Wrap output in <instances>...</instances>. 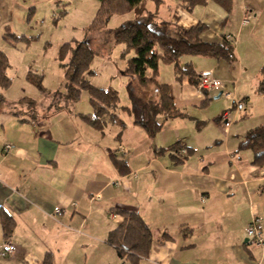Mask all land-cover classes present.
Instances as JSON below:
<instances>
[{"label":"crops","instance_id":"crops-1","mask_svg":"<svg viewBox=\"0 0 264 264\" xmlns=\"http://www.w3.org/2000/svg\"><path fill=\"white\" fill-rule=\"evenodd\" d=\"M178 1L161 0L170 6L167 12L160 9L167 18L154 12L156 20L183 29L205 24L206 41L248 32L251 14L248 22L242 20L249 7L236 9L235 16L215 0L191 10ZM253 9L255 17L264 19L257 4ZM235 56L232 65L238 63ZM211 59L212 72L204 73L222 80L224 89L250 108L245 111L243 106L233 123L221 122L225 127L217 125L221 130L216 133L201 130L206 121L193 118L197 131L190 140H181L177 133L175 142L192 150L178 163L168 153L157 155L154 149L160 147L153 146L154 137L142 133L144 147L124 137L135 155L123 160L117 154L130 155L131 149L109 146L104 130L91 127L69 104L37 103V115L30 117L19 101L13 104H21L19 109H10L0 95V211L14 220L9 238L16 244L12 254L0 257V264H42L46 253L53 264H133L106 242L108 232L122 221L114 208L137 211L152 233L148 256L136 264H264V252L245 233L257 215L264 235V164H255L252 150L239 147L249 129L264 124V107L255 112L249 96L236 90L243 78L239 64L232 73L227 61ZM233 77L235 84L229 82ZM260 77L254 76L252 86L257 87ZM191 89L182 96L196 97L201 106L208 104L210 94H219L200 92L194 84ZM253 95L264 100V94ZM241 119H246L244 127L237 124ZM5 144L11 145L7 152ZM138 155L143 164L133 162ZM113 158L126 162L125 173ZM56 206L61 213L52 216ZM5 239L0 219V245Z\"/></svg>","mask_w":264,"mask_h":264},{"label":"rangeland","instance_id":"rangeland-1","mask_svg":"<svg viewBox=\"0 0 264 264\" xmlns=\"http://www.w3.org/2000/svg\"><path fill=\"white\" fill-rule=\"evenodd\" d=\"M160 1L144 0L143 9L126 14H114L104 27L95 30L89 29V25L98 8V0H0V50L7 56L9 64L7 75L10 78L9 86L0 88V95L7 101V106L10 109H19L21 104L20 106L13 104L20 101L22 97L32 98L39 104L45 102L55 105L57 102L64 104L66 77L65 67L62 64L67 62V58L63 61L58 59L59 49L65 43L74 45L78 41H86L93 52L89 64L92 73L87 74L86 79L95 87L116 90L119 96V103L115 110L119 121L105 125L104 140L111 147L121 144L127 145L131 149L130 155L117 154V157L125 156L123 160H127L129 156L133 157L135 149L130 142L127 144L128 141L124 137L136 140L138 146L143 144L144 147L146 140L144 136L147 135L141 127L134 124L133 117L124 109L131 105L128 87L129 85L133 86L134 91L145 99H156L157 93L154 83L140 84L134 79L130 81L129 77L123 73L127 60L134 56V52L132 50L125 52L126 46L113 40L112 31L127 21L135 19L137 13L140 12L143 15L147 11L153 13L160 11L161 17L167 18L164 15H166L170 4ZM232 1L229 7L230 14L239 16L236 9L241 10L243 7H249L251 24L247 27L248 32L244 31L241 37L236 33L233 36L238 63L230 64L232 66L229 71L233 73L238 69L237 64L240 65L239 69L243 72V78L239 79L236 90L241 91L240 95L243 93L249 96V105H252L254 111L258 112L264 107V100L262 101L253 94L258 93L259 83L264 78L262 65L264 62V34L262 33L264 19L259 20L255 17V13L258 12L253 8L257 4L260 7V14L264 15V0ZM162 8L166 12L160 10ZM239 48L241 53L237 54L236 51ZM219 60L225 62L224 59ZM189 62H191L193 70L197 71L196 75L204 72L211 73L212 64H215L211 57L182 55L179 59L180 69L185 68L186 63ZM29 73L40 76L43 92L27 80L26 77ZM259 73L262 74V78L260 77L257 87H254L252 81L254 76ZM157 80L159 83L168 84V92L173 96L176 107L187 114V117L174 118L164 123L153 139L154 147L155 145L158 147L171 145L177 140V133L181 135V140L184 139L183 136L190 140L197 131L193 118L206 121L201 130L216 133L221 130L216 128L217 125L225 127L218 119L223 112L228 111L233 122L239 114V111L235 112L234 101L226 100L224 96L215 98L213 94H210L208 104L205 106H201L200 100L196 97L189 95L184 98L182 92L192 91V83L188 73L181 70L175 72L173 64L159 61ZM229 82H236V78H230ZM1 107L4 108V105ZM69 108L81 114L92 113L93 108L87 90H83L80 97L69 104ZM249 108L250 106L247 105L243 109L249 111ZM35 115L37 113L31 116ZM157 119L161 121L163 115H157ZM245 120H238V126L243 125L244 127L247 124L243 123ZM141 133L144 134L142 138L139 135ZM138 135L143 141L138 138ZM133 162L143 164L141 163L143 156L138 155L133 159ZM134 175L137 176L136 173Z\"/></svg>","mask_w":264,"mask_h":264},{"label":"trees","instance_id":"trees-1","mask_svg":"<svg viewBox=\"0 0 264 264\" xmlns=\"http://www.w3.org/2000/svg\"><path fill=\"white\" fill-rule=\"evenodd\" d=\"M143 1L98 0V8L89 29L96 30L104 27L114 14H126L143 9ZM180 1L183 7L188 10L196 5L206 3V0ZM215 1L228 9L232 2V0ZM141 13H137L135 19L115 28L112 31V38L116 43H123L126 46L125 52L129 50L134 52V56L127 60L123 71L129 77V80L134 79L140 84H155L157 98L153 100L140 96L134 91V87L129 85L131 105L124 108L133 117L134 124L141 127L148 137L153 138L161 130L165 121L185 116L176 107L174 99L168 92V85L159 83L157 80L159 61L173 64L175 72L186 71L190 82L196 85L198 75L193 70L192 64L190 62L186 63L183 69L179 67V59L182 55H199L224 59L229 64L235 63L236 56L234 46L224 40L225 36L219 41L202 39V34L207 29L205 24L198 23L189 29H183L166 21H157L153 12L147 11L143 15ZM15 39L17 38L15 37ZM57 57L60 61L67 58V62L62 64L65 67L66 77V91L63 94L65 104L76 101L80 97V93L87 90L93 112L80 114L87 124L96 130L103 131L107 123L119 121L115 112L119 103L117 91L110 88L95 87L86 79V75L92 73L89 64L93 57V52L86 41H78L74 45L71 43L63 44ZM8 67L7 56L0 50V88H7L10 84V78L7 75ZM26 78L40 91H44L39 75L29 73ZM258 93L264 94V78L259 83ZM19 102L24 105L26 113L30 117H34L31 115L37 113V102L28 97H22ZM159 114L163 115L161 121L157 119ZM239 147L252 150L255 164H264V124L249 129L241 139ZM182 149L186 150V156L181 155L180 151ZM191 151L190 148L181 147L179 141L167 147L154 149L157 155L168 153L176 163L182 162ZM113 163L120 172L125 173L127 171L125 170L127 167L125 161L113 158ZM111 211L122 216V221L115 229L108 232L106 242L114 246L123 258L136 264L139 258L148 256L152 233L137 211L128 208H114ZM0 219L4 237L7 238L12 232L14 220L2 211H0ZM42 264H53L50 253L44 255Z\"/></svg>","mask_w":264,"mask_h":264},{"label":"built area","instance_id":"built-area-1","mask_svg":"<svg viewBox=\"0 0 264 264\" xmlns=\"http://www.w3.org/2000/svg\"><path fill=\"white\" fill-rule=\"evenodd\" d=\"M250 18V12L246 9L244 10V16H243V23L248 22ZM224 40L231 43L234 46V40L233 37L230 35H226L224 37ZM232 84H235V82H232ZM196 89L200 92H210L215 91L218 92L221 96H224L226 98L232 99L234 101L235 106V112L242 110L243 106H245V103H243L242 100H236L232 95L231 92L224 89L223 82L219 79L214 78L213 76L209 75L208 73H202L199 74L197 77V83H196ZM220 121L224 124H230L233 122V119L230 118V113L227 111L223 113L220 116ZM11 148L10 144H5L4 151L7 152ZM121 151L125 152L124 148H120ZM181 155L186 154V150L182 149L180 151ZM133 176H135L133 174ZM73 205H76V203H73ZM61 213V208L59 206L54 207L52 216L53 215H59ZM112 217H117V214H112ZM245 233L249 239V241L254 244L255 246H258L261 248V250L264 252V235H263V224L262 220L259 216L255 215L252 217L251 221L248 223V225L245 227ZM16 250V244L15 242L10 239L9 237L6 238L2 244L0 245V257H5L7 255L12 254Z\"/></svg>","mask_w":264,"mask_h":264},{"label":"water","instance_id":"water-1","mask_svg":"<svg viewBox=\"0 0 264 264\" xmlns=\"http://www.w3.org/2000/svg\"><path fill=\"white\" fill-rule=\"evenodd\" d=\"M220 96V94H218V96L217 97H219Z\"/></svg>","mask_w":264,"mask_h":264}]
</instances>
